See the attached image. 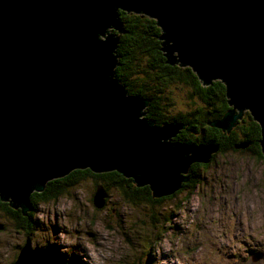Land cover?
I'll return each mask as SVG.
<instances>
[{"label":"water","instance_id":"95a60500","mask_svg":"<svg viewBox=\"0 0 264 264\" xmlns=\"http://www.w3.org/2000/svg\"><path fill=\"white\" fill-rule=\"evenodd\" d=\"M119 11L155 20L168 64L224 84L231 108L209 125L229 131L247 108L264 157V0H0V199L23 214L31 192L74 169L170 195L216 150L172 140L184 125L155 124L114 77ZM106 196L96 186L93 206ZM12 264L66 263L26 238Z\"/></svg>","mask_w":264,"mask_h":264},{"label":"rangeland","instance_id":"374dc122","mask_svg":"<svg viewBox=\"0 0 264 264\" xmlns=\"http://www.w3.org/2000/svg\"><path fill=\"white\" fill-rule=\"evenodd\" d=\"M180 94L174 92L173 101ZM247 114L251 117L243 109L231 128ZM211 154L193 193L176 192L172 202L178 209L155 215L146 203L128 205L112 189L103 207L95 208L89 179L59 188L33 211L40 224L35 221L31 248L50 245L68 264H264V157L248 148ZM5 218L0 212L6 225L0 231V264H10L13 244L26 240L23 231L14 236V221Z\"/></svg>","mask_w":264,"mask_h":264},{"label":"trees","instance_id":"16d2710c","mask_svg":"<svg viewBox=\"0 0 264 264\" xmlns=\"http://www.w3.org/2000/svg\"><path fill=\"white\" fill-rule=\"evenodd\" d=\"M119 18L123 22L125 32L119 33L115 49L118 63L114 68V77L125 86L128 94L148 100V105L144 109L147 118L158 125L165 122L183 124L184 127L172 140L204 145L212 144L217 148L216 153L226 152V150L246 151V147L239 145L254 140L253 144L256 147L251 150L256 157L263 158L258 145L260 126L248 114L242 119V122L229 131L209 125V122L221 118L228 110L225 86L221 81L214 80L210 84H202L189 66L168 64L164 51L161 50L162 40L159 39L161 29L154 19L124 11H119ZM179 91H181L180 97L173 101L174 92ZM214 156L215 154H211L206 163H192L184 174L187 179L181 183L178 190L170 195L154 197L148 184L136 186L130 178L122 176L117 171L94 173L88 168H84L71 170L63 177L47 181L40 192H31L32 210L25 216L20 215V208L18 211L14 210L9 201L1 199L0 212L7 213L17 219V224H21L26 232H32L33 211L36 210L38 202H46L55 198L59 188L65 190L67 187L77 186L88 179L93 183L94 190L98 185L103 188L106 194L112 189L128 205L146 203L151 208L153 215L159 214L160 210L171 211L174 208L178 209L176 203L172 202L175 193L184 191L188 195L192 194L202 179L201 170L204 165L207 166L209 162L213 161ZM164 216L166 215L164 214ZM164 219L167 222V217ZM37 223L40 224V221H36ZM152 225H155L153 221ZM23 243L14 248L13 261H15ZM54 253L68 264L62 253L59 251H54Z\"/></svg>","mask_w":264,"mask_h":264},{"label":"flooded vegetation","instance_id":"af4514ba","mask_svg":"<svg viewBox=\"0 0 264 264\" xmlns=\"http://www.w3.org/2000/svg\"><path fill=\"white\" fill-rule=\"evenodd\" d=\"M118 33V32H117ZM210 123V122H209ZM254 141V140H253ZM253 141L252 142H250V144H251V146L250 147H246V148H248V150H250V149H254V147H256V146H254V144H253ZM259 143V142H258ZM259 145V150H260V144H258ZM12 209H14V210H19V208H12ZM32 210V208H30L29 210H27L26 212H25V214H23L22 212L20 213V215L21 216H25L26 214H27V212H30ZM1 213L2 214H4V219H7V218H5V217H8L10 220H12L13 219V221H14V223H13V225H14V227H15V232H14V236H17V237H20V235L22 234V231L24 232V236H25V239L26 238H29V240H30V242H31V237H32V235L33 234H35V219H36V217H34V220H33V230H32V232H26V230L22 227V225L21 224H17V219H15V218H13V217H11L10 215H8L7 213H4V212H2L1 211ZM12 219H11V218ZM4 221V220H3ZM3 221H0V228H1V230L0 231H3L5 228H6V225H5V223L3 222ZM23 243V241H21V239H19L18 241H16L14 244H13V249L14 248H16L17 246H20V244H22ZM31 245H32V243H31ZM38 245H45L44 243H40V244H38ZM10 264H12V262L10 263Z\"/></svg>","mask_w":264,"mask_h":264},{"label":"bare ground","instance_id":"6f19581e","mask_svg":"<svg viewBox=\"0 0 264 264\" xmlns=\"http://www.w3.org/2000/svg\"><path fill=\"white\" fill-rule=\"evenodd\" d=\"M235 114H237V113H235ZM239 118V117H238ZM259 124V123H258ZM189 168V167H188ZM187 179V178H186ZM102 207V206H101ZM256 255L258 256V255H261L262 256V253L261 252H256ZM254 262V261H253Z\"/></svg>","mask_w":264,"mask_h":264}]
</instances>
